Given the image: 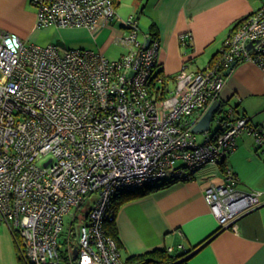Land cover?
<instances>
[{
    "label": "built area",
    "instance_id": "2783aa9c",
    "mask_svg": "<svg viewBox=\"0 0 264 264\" xmlns=\"http://www.w3.org/2000/svg\"><path fill=\"white\" fill-rule=\"evenodd\" d=\"M31 1L39 27L94 32L119 16L120 0ZM139 25L136 15L127 18L115 39L127 50L116 59L90 48L28 44L0 27V221L21 236L28 264H127L104 229L116 214L115 195L193 180L204 167L223 165L243 134L264 145V126L233 106L204 140L195 131L227 69L244 61L264 69V5L236 24L214 64L184 67L170 93L159 74L160 39ZM225 174L205 191L221 229L262 205L260 191L240 189L230 168ZM68 214L84 220L65 237Z\"/></svg>",
    "mask_w": 264,
    "mask_h": 264
},
{
    "label": "crops",
    "instance_id": "0c3cea01",
    "mask_svg": "<svg viewBox=\"0 0 264 264\" xmlns=\"http://www.w3.org/2000/svg\"><path fill=\"white\" fill-rule=\"evenodd\" d=\"M33 5L31 0H0V27L17 33L24 41L34 39L39 26ZM263 5L264 0H120L117 19L134 9L140 12L138 19L142 14L146 18L144 25L139 22L143 32H152L153 25L158 29L160 69L167 79L163 86L170 93L184 67L189 72L206 68L236 24ZM113 26L94 32L75 28L88 30L92 37L74 38V45L105 53L124 32L125 21L118 29ZM56 28L61 32L74 29ZM105 29L111 32L101 37ZM188 32L193 34L189 45L181 37ZM223 86L217 98L221 112L233 106L238 115L264 126V69L260 65L252 61L235 65ZM215 120L217 127L211 123L206 132L220 128V112ZM224 161L223 165L204 167L193 180L178 181L123 204L116 215L123 259L155 248H173L171 253L195 248L183 258L184 264H264V145L259 147L252 135L243 134ZM225 168L238 175L240 189L260 191L262 205L243 215L235 227L219 230L205 191L209 185L225 182ZM12 232L0 221V264H26Z\"/></svg>",
    "mask_w": 264,
    "mask_h": 264
},
{
    "label": "trees",
    "instance_id": "16d2710c",
    "mask_svg": "<svg viewBox=\"0 0 264 264\" xmlns=\"http://www.w3.org/2000/svg\"><path fill=\"white\" fill-rule=\"evenodd\" d=\"M247 17V16H246ZM234 29V28H233ZM232 29V31H233ZM152 34L154 36H158V29L153 25L152 28ZM221 55V50L219 52L216 53V55L212 58V60H210V64L212 65L214 64V62H216V60L219 58V56ZM159 74L161 76L164 75L163 71L161 69H159ZM164 78V82L167 81L166 77L163 76ZM221 107L219 110H217L218 112H221ZM178 181H165L163 183L154 185V186H148L145 187L143 189H139L137 191H129V192H119L117 195H115L114 200H113V205L115 208V212L116 214L114 215L113 218H108L105 221V228L106 232L108 233V235H111L115 241L117 242L118 246L122 249V241L120 238V234H119V229H118V225H117V221H116V215L117 212L119 210V208L125 204L126 202L141 198L154 193L162 188H165L167 186H170L173 183H176ZM221 228H219L220 230ZM15 238L17 241V245L19 247L20 250V258L22 259V261L25 262V260L23 259L22 255H21V251H22V239L21 236L16 233L15 234ZM193 249H187L181 253H171L169 251H167L166 248H155L152 250H149L147 252L141 253V254H137V255H132L130 256L126 263L127 264H184L186 261L183 259L185 256H187L189 253H191L193 251ZM26 263V262H25ZM28 264V263H26Z\"/></svg>",
    "mask_w": 264,
    "mask_h": 264
},
{
    "label": "rangeland",
    "instance_id": "374dc122",
    "mask_svg": "<svg viewBox=\"0 0 264 264\" xmlns=\"http://www.w3.org/2000/svg\"><path fill=\"white\" fill-rule=\"evenodd\" d=\"M142 8V6H141ZM140 8V9H141ZM140 12H136V10L132 9L131 11H126L125 13H123V15H121L122 19H115L113 21V28L114 29H118L119 26L122 24L123 21H126L127 18L133 14V15H136L138 16ZM145 17L144 15L142 14L140 19H139V22L141 24L144 25V22H145ZM123 20V21H122ZM142 25V26H143ZM111 32L110 29H105V31L101 34V37L104 36V34H109ZM87 36L88 37H92L91 33H89V31L85 30V31H82V30H77V29H73L72 31H69V30H62L61 31H58L56 27H53V26H50V27H39V30L35 33V38L34 39H30L29 41H25L26 43L30 44V43H35V44H39V45H43V46H46L50 43H56V44H59V45H63L65 47H69V48H80L78 46H75L74 45V41L75 39L74 38H77V37H80V36ZM99 40H100V37H99ZM126 52V48L124 45L120 44L119 42H114L110 45V47L108 48L107 52H105L107 54V56L111 59H116L118 58L121 53L123 52ZM217 120H214L213 121V127L216 128L217 127ZM203 133H199V139L202 141L204 140L205 137H203ZM202 170V169H201ZM92 202H93V199H91L89 201V203H85L84 205V210L85 211H88L89 208L91 207L92 205ZM72 215L68 214L66 215L65 218V230H64V236L67 237L70 235V232H71V229L73 227V224L77 223L76 225L79 226V223L78 222H82L84 219H80L78 221H74V219L71 217ZM73 240L75 241L76 238L73 237Z\"/></svg>",
    "mask_w": 264,
    "mask_h": 264
},
{
    "label": "water",
    "instance_id": "95a60500",
    "mask_svg": "<svg viewBox=\"0 0 264 264\" xmlns=\"http://www.w3.org/2000/svg\"><path fill=\"white\" fill-rule=\"evenodd\" d=\"M235 65L231 66L229 69L226 70V72H224L226 75H229L230 72L234 69ZM221 105L220 101H216L214 102L212 105H210V107L205 111V114L203 115V117L199 120L198 123H196L195 125V131L202 133V132H206L209 131L212 127L213 121L216 119L217 115H218V111L219 107ZM78 254V250H75V255ZM188 258V257H187Z\"/></svg>",
    "mask_w": 264,
    "mask_h": 264
}]
</instances>
